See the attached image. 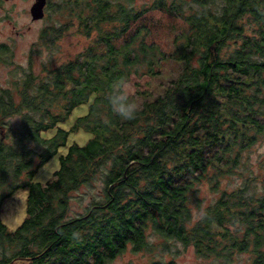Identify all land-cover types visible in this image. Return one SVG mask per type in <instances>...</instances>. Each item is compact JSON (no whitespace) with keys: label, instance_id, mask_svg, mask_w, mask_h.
Returning <instances> with one entry per match:
<instances>
[{"label":"trees","instance_id":"16d2710c","mask_svg":"<svg viewBox=\"0 0 264 264\" xmlns=\"http://www.w3.org/2000/svg\"><path fill=\"white\" fill-rule=\"evenodd\" d=\"M132 1H60L68 11L62 27H75L88 45L44 74L28 70L0 98V119L18 113L21 121L7 132L10 141L0 140V203L29 187L23 222L9 231L0 220V264H106L128 244L149 249L148 228L217 264H237L241 253L264 264V178L262 193L249 186L253 175L230 189L219 185L243 176V155L264 139V0ZM151 8L187 25L171 51L150 39L142 19ZM170 59L179 69L161 92L142 96L134 119L111 112L104 93L114 79L135 86V101L144 77ZM84 101L88 109L71 129L83 127L88 137L59 155L51 180L31 181L69 131L43 137L41 129ZM95 175L99 196L68 215L71 191ZM203 182L219 193L201 208Z\"/></svg>","mask_w":264,"mask_h":264},{"label":"rangeland","instance_id":"374dc122","mask_svg":"<svg viewBox=\"0 0 264 264\" xmlns=\"http://www.w3.org/2000/svg\"><path fill=\"white\" fill-rule=\"evenodd\" d=\"M61 0H52V10L40 20L31 21L23 11L27 3L20 0L19 24L21 33L13 46V61L0 63V86L3 88L12 87L14 81L25 75L28 70L33 73L44 74L43 68H51L60 62L74 58L89 43V39L71 25L62 27L68 21L67 13L57 6ZM152 0H133L136 7L148 6ZM142 21L150 28V39L155 41L162 49L171 51L173 48L172 39L174 34L187 25L180 19L169 13L151 8L145 12ZM5 24V23H4ZM180 63L170 59L160 64L161 73L154 77H144L145 84L139 86L138 90L143 94H136L135 103L139 104L142 96L146 94H157L162 91L168 79L179 69ZM135 91L131 86L130 93ZM17 100V95L14 96ZM89 101L79 102L72 106L67 117L57 122L56 125L41 129L43 137L52 136L57 127L69 129L64 143H61L57 151L46 161L40 164L33 172L31 181L44 184L54 177V170L59 165V155L64 154L68 146L74 142L82 144L89 133L83 127L71 129L76 123L77 117L84 114L88 109ZM20 116L18 113H9L0 119V140L10 141V128L20 127ZM3 130V136L1 133ZM5 134V135H4ZM32 145V142H30ZM246 168L242 169L243 176H231L222 178L219 182L221 187L230 189L245 182V176H254L256 179L249 182V186L262 190V179L264 178V139L259 140L242 157ZM103 185L101 176L95 175L90 183L81 184L72 190L69 198L68 215H75L83 212V208L91 198H97L99 190ZM29 187L27 184L16 187L10 194L5 196L0 203V220L6 230H15L27 216V197ZM219 191L208 188L207 183L200 185V195L203 197L201 208L213 201ZM201 210H194V218L199 217ZM146 235L149 238L151 247L149 249L132 250L128 244L119 254L107 261L106 264H164L172 260L175 264H217L218 260L213 257H203L195 254L191 244H183L175 238L162 237L154 234L148 228ZM237 264H249V255L246 253L236 254ZM22 259H16L10 264H22Z\"/></svg>","mask_w":264,"mask_h":264},{"label":"flooded vegetation","instance_id":"af4514ba","mask_svg":"<svg viewBox=\"0 0 264 264\" xmlns=\"http://www.w3.org/2000/svg\"><path fill=\"white\" fill-rule=\"evenodd\" d=\"M26 5L23 6V11L28 15L31 21H37L45 18L49 12L52 10V0H44L42 6V15L40 17H32L31 7L36 2V0H25ZM62 1V0H61ZM66 4V0H63ZM20 0H0V63H10L13 61V46L16 38L19 37L21 33L19 24L20 15ZM60 2H57V4ZM63 12L67 13L66 7L57 6ZM5 23V24H4ZM10 88V87H7ZM5 87L0 86V98L3 97L7 91ZM16 92V89H15ZM17 95L14 93V96ZM1 128V125H0Z\"/></svg>","mask_w":264,"mask_h":264},{"label":"clouds","instance_id":"9594fccd","mask_svg":"<svg viewBox=\"0 0 264 264\" xmlns=\"http://www.w3.org/2000/svg\"><path fill=\"white\" fill-rule=\"evenodd\" d=\"M130 91V83L124 77H118L104 93L105 103L111 112L122 120L134 119L138 112V105L132 99Z\"/></svg>","mask_w":264,"mask_h":264},{"label":"water","instance_id":"95a60500","mask_svg":"<svg viewBox=\"0 0 264 264\" xmlns=\"http://www.w3.org/2000/svg\"><path fill=\"white\" fill-rule=\"evenodd\" d=\"M44 0H36V2L31 7V14L32 17H40L42 15V6H43ZM3 136V130L1 133V137Z\"/></svg>","mask_w":264,"mask_h":264}]
</instances>
